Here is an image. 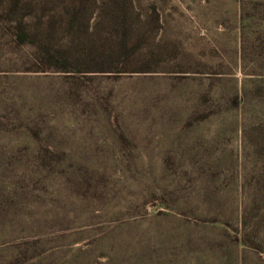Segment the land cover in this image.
I'll return each mask as SVG.
<instances>
[{
    "label": "rangeland",
    "instance_id": "374dc122",
    "mask_svg": "<svg viewBox=\"0 0 264 264\" xmlns=\"http://www.w3.org/2000/svg\"><path fill=\"white\" fill-rule=\"evenodd\" d=\"M43 9L40 29L24 18L39 34L24 44L0 21V264H264V0ZM236 94L237 136L186 121L198 99L210 114ZM122 155L135 157L137 189L115 175ZM204 165L209 179H197ZM206 186L213 199L192 196ZM150 187L223 212L242 204L247 240L262 249L236 223L155 218ZM125 203L132 211L113 217Z\"/></svg>",
    "mask_w": 264,
    "mask_h": 264
},
{
    "label": "trees",
    "instance_id": "16d2710c",
    "mask_svg": "<svg viewBox=\"0 0 264 264\" xmlns=\"http://www.w3.org/2000/svg\"><path fill=\"white\" fill-rule=\"evenodd\" d=\"M51 2L52 0H0V21L2 20L6 25L12 26L13 28L11 29L15 31V37L21 44H24L30 39H36L34 37H37L39 35L38 33H36L35 35L33 31H31L30 24L26 22L24 18L28 19L30 16L36 18L38 20V23L36 24V26L38 27L37 29H40V27L45 23V19L47 20L50 17V15L43 13L46 12L42 11L44 10L43 7L49 6ZM18 15H20V18L16 19V16ZM44 52L51 57L50 51L43 50V53ZM51 59L55 58L52 57ZM237 99V94L230 99H217L216 101L218 103L215 106L216 108L210 114L209 112L207 113V111L204 112L205 114H202L204 105H202L201 99H198V103L195 105V107H193V110L186 121L191 119H196L199 123L206 122L208 120L212 122L218 121L224 127H228L227 125H230V131L237 136L238 132H240L242 121L240 115L237 114ZM125 141L120 140L117 142V144L122 145L123 143H125ZM121 147L124 148L126 146L122 145ZM134 158L135 157L127 158L122 155V157H118L116 158V160H113L115 175L118 174L119 176H121V179H119L121 180V182H119V184L123 186L128 185V189H137L139 187L136 181L132 179L133 174L135 173V168H133L135 165V162L133 161ZM162 161V166L164 168L171 171L174 169V165L176 163L174 158H166ZM164 172L168 173L169 171L164 170ZM73 173L74 172H72V174ZM195 173L197 179H209V166H199ZM176 188L177 187L172 190H168L167 188L161 189L150 187V189L146 188L143 191L142 195H144V197H156L158 199L160 208L158 211H156V213H154L153 216L155 218H186L194 222L209 223L212 226L222 224L228 227L227 229H225L226 231L232 230L229 224L236 223L237 228L232 231H234L238 235L240 241L242 243L245 242V244L243 243L245 246L247 243V245H249L251 248H254L257 250V252H260L259 250L262 248L258 244L250 243L247 240L248 234L244 225L247 213L245 212L242 204L235 205L234 203H232L230 208H227L225 212H223V206L220 208L214 206L213 203H210L209 206H207L206 203L202 204L203 202L190 205L187 203V201L182 200L191 197V192L187 191L188 193L182 194L181 190ZM217 194L218 190L213 188L211 189V191H209V186L204 187L203 189H201V191L192 192L193 197L205 202H208L209 198L213 199ZM102 197L103 195H101V198ZM104 199L105 198L103 197V200ZM128 205L129 203L126 204L125 208H122V210L120 211L116 210V212L114 213L117 216L112 214L114 215L113 217H119L124 212L127 213L129 211H132L134 205ZM134 211L136 210L134 209Z\"/></svg>",
    "mask_w": 264,
    "mask_h": 264
}]
</instances>
